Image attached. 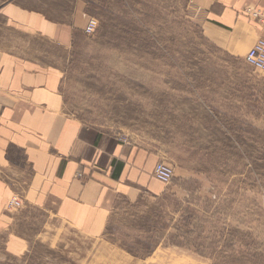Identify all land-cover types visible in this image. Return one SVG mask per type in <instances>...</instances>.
Returning <instances> with one entry per match:
<instances>
[{
	"label": "rangeland",
	"instance_id": "1",
	"mask_svg": "<svg viewBox=\"0 0 264 264\" xmlns=\"http://www.w3.org/2000/svg\"><path fill=\"white\" fill-rule=\"evenodd\" d=\"M87 1L98 28L74 41L65 109L160 155L180 190L121 201L105 240L144 258L196 236L214 264H264V74L245 62L249 47L229 51L189 0ZM58 232L22 256L0 252V264H84L98 248Z\"/></svg>",
	"mask_w": 264,
	"mask_h": 264
},
{
	"label": "crops",
	"instance_id": "2",
	"mask_svg": "<svg viewBox=\"0 0 264 264\" xmlns=\"http://www.w3.org/2000/svg\"><path fill=\"white\" fill-rule=\"evenodd\" d=\"M189 2L203 25L225 36L229 51L264 38V24L242 14L246 7L264 8V0ZM89 17L87 0H0V252L22 256L71 228L98 246L84 264H214V254L194 247L196 236L144 258L105 240L121 201L180 190L154 178L160 155L120 142L65 109L63 75ZM12 197L19 208L7 207Z\"/></svg>",
	"mask_w": 264,
	"mask_h": 264
},
{
	"label": "built area",
	"instance_id": "3",
	"mask_svg": "<svg viewBox=\"0 0 264 264\" xmlns=\"http://www.w3.org/2000/svg\"><path fill=\"white\" fill-rule=\"evenodd\" d=\"M242 14L247 16L259 23L264 24V8L246 7L243 9ZM98 28V20L94 17H89L84 33L87 36L93 35ZM244 60L246 63L251 65L254 69L258 70L260 73L264 74V38H258L246 51ZM174 167L162 160L156 162L153 168V176L161 183L167 185L174 178ZM78 177H81L82 172H77ZM262 209L264 210V196L262 198ZM21 206V201L17 197H12L8 204V208H19Z\"/></svg>",
	"mask_w": 264,
	"mask_h": 264
}]
</instances>
